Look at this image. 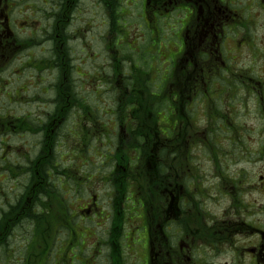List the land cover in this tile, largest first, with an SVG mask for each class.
Masks as SVG:
<instances>
[{"label":"flooded vegetation","instance_id":"flooded-vegetation-1","mask_svg":"<svg viewBox=\"0 0 264 264\" xmlns=\"http://www.w3.org/2000/svg\"><path fill=\"white\" fill-rule=\"evenodd\" d=\"M92 1L107 13L110 0ZM82 2L45 0L51 51L57 42L61 51L69 47L65 32ZM127 2L138 9L131 24L141 35L128 49L142 57L125 53L130 68L116 76L115 86L125 93L118 103L127 110L114 124L124 130L126 145L145 147L131 151L123 169L113 156L111 174L117 176L119 167L128 182L124 213L116 210L122 187L113 181L110 198L90 192L77 217L69 219L59 199L60 217L38 222L27 217L38 207L35 194L52 187L30 184L14 217L0 218V261L264 264V0ZM19 9L33 18L37 6L34 0H0V84L33 39L22 36ZM50 115L41 131L47 145L66 119L56 118L49 131ZM16 119L0 118V137L17 134L22 123ZM143 175L149 177L144 185L135 179ZM44 203L39 210L48 212ZM26 220L31 234H16L28 228ZM14 235L22 241L17 249L10 243ZM13 250L20 255L15 261L8 259Z\"/></svg>","mask_w":264,"mask_h":264},{"label":"rangeland","instance_id":"rangeland-1","mask_svg":"<svg viewBox=\"0 0 264 264\" xmlns=\"http://www.w3.org/2000/svg\"><path fill=\"white\" fill-rule=\"evenodd\" d=\"M135 1L140 4L141 0ZM44 2L45 0H34L38 12L34 9L33 18L30 13L26 14V9H19L17 19L24 31L22 36L33 39L31 46L21 51L19 59L7 67L0 84L5 88V93H0V118L8 121L19 118L33 128L24 132L18 130L16 135L9 137H0V218L14 217L16 211L12 204L20 201L22 192L30 185L28 173L23 169L29 166V160L35 159L42 149L44 134L35 129L47 123L49 115L56 109L54 100L58 70L50 61L54 52L44 40L49 29ZM125 2L127 7L124 17L129 26L120 29L121 35L111 33L106 12L96 9L92 0H83L74 21L69 25L73 90L78 99L92 109L93 115L87 118L81 108L74 106L59 127L56 147L52 153L53 158H56L57 170L53 171L46 183L47 186L55 188L58 194L52 195L47 191L44 205L48 212L45 208L39 210L44 190L35 194L37 197L35 196L34 201L38 207H30V210L31 218H37L38 222H41L40 217L47 220L60 217L62 209L58 206L59 199L67 204L69 219H73V214L77 217L85 200H89L90 192L100 195L103 200L111 196L108 187L112 183L113 150L119 136V128L114 123L116 117H122L116 113L119 89L114 88L112 81V58H124L125 53L134 56L136 52L130 51L128 44L131 41L136 43V37L141 36H136L131 24L137 19L135 16L138 9L128 8L129 3L127 0ZM118 36L121 40L116 48L114 45ZM128 37L131 38L129 42ZM141 57L142 55H135L134 59L140 60ZM121 68L127 72L130 66L124 62ZM20 164L23 169H19ZM66 169L73 173L70 178L59 174ZM51 184L53 185L50 186ZM55 210H59V214ZM4 211L5 215L1 216ZM27 220L26 226L29 230L20 228L16 230V234L19 231L22 235L31 234L33 227ZM10 243L17 249L22 245L20 235H14ZM2 255L0 250V259ZM19 257L16 250L8 255V259L14 261Z\"/></svg>","mask_w":264,"mask_h":264},{"label":"trees","instance_id":"trees-1","mask_svg":"<svg viewBox=\"0 0 264 264\" xmlns=\"http://www.w3.org/2000/svg\"><path fill=\"white\" fill-rule=\"evenodd\" d=\"M124 5V2L122 0H110L109 4L106 5V11H107V17H108V23H109V28L112 34L115 33H120L119 28H122V26L124 25V14H123V10L122 7ZM69 25V24H68ZM56 34H58V32H56ZM53 36L55 37V34H53ZM65 36L69 39V34H66L65 32ZM48 37H46L44 40L47 41ZM55 41V40H53ZM57 48L56 50H54V55L53 58L50 60L52 61V65L53 67H55L56 70H58V80L55 84V92H56V96H55V104H56V109L54 111L53 114L50 115V117L52 118L51 122L53 120H55L56 118H58V120H61L62 118L66 117L69 115L71 109L74 106H78L79 108L82 109L84 115H86V117L88 118V116L93 115L92 114V109L90 107H88L87 105H85L80 98L78 99L75 91L73 90V85H72V71H73V66L71 64V58L69 55V47L64 48L63 51H61L60 49V43L57 42L56 44ZM125 58H123V61L125 62L127 57L126 55H124ZM47 67V66H46ZM115 70H113V74H120L121 70L120 67L118 65H116L114 67ZM114 78V76H113ZM115 79V78H114ZM122 109L120 112V116H124V112H126L127 108H125V104L122 105V107L120 108ZM124 111V112H123ZM121 117V120H123V118ZM45 127V126H44ZM43 126L41 127H37L35 130L42 131ZM52 130V128H50ZM135 136V135H134ZM142 134H138L134 137V139L137 138H141ZM47 142L42 141V149L40 150L39 154L36 156L35 159L33 160H29V166L26 169H23L24 171L29 172L28 176H29V182L30 184H39V185H43L49 181V178H51V174L53 173L52 171L57 170V164H56V158L52 156V154L47 155V151L48 149H50L53 153L56 147V143H57V134L54 133V135L51 136V141L50 144H46ZM118 146L114 148V155H116V161L118 163V166L121 167V169H123L125 167L124 162L126 161V156L129 155V153L133 150H137V152H139V149L145 146H139L138 144H136L135 142L132 143H128L127 145L125 143L124 147L121 146L120 141L117 142ZM50 148H49V147ZM156 156V155H155ZM155 161H157V157H155L152 160V163H154ZM40 162V163H39ZM147 166V164H146ZM119 167L117 168V172L118 175H111V177L113 178V181L115 183L116 186L118 187H122L121 190H118V192L120 194H126L128 191V182L126 181V178L124 175V171H122L121 169L119 170ZM123 167V168H122ZM51 169V170H49ZM22 170V171H23ZM39 172V175H37V173ZM51 172V174H50ZM59 174H64L66 175L68 178H70V176L73 174L70 170H63L62 173L59 172ZM116 176V178H115ZM138 183L140 184L141 181H144L142 183V185L146 184L149 177L146 175H143L142 178L140 180H138L137 178H135ZM53 184H51L50 186H52ZM47 191H49L52 195H54V193L58 192L56 191L55 188H50V189H44V197H43V201L41 203H43L44 201H46L47 196L46 193ZM36 196V195H35ZM37 197V196H36ZM24 197L20 198V201H23ZM13 205V209L15 211H19L20 208L22 207V203H20L19 201L12 204ZM45 206V205H44ZM26 217V215H25ZM27 217H31V215H27Z\"/></svg>","mask_w":264,"mask_h":264}]
</instances>
